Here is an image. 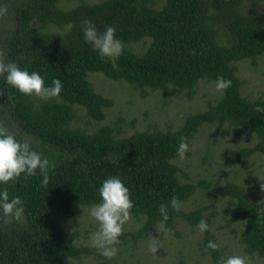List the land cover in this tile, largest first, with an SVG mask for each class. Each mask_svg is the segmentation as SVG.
Listing matches in <instances>:
<instances>
[{
	"label": "trees",
	"instance_id": "trees-1",
	"mask_svg": "<svg viewBox=\"0 0 264 264\" xmlns=\"http://www.w3.org/2000/svg\"><path fill=\"white\" fill-rule=\"evenodd\" d=\"M0 5L8 8V15L0 19V50L6 62L38 72L45 87L52 86L53 79L62 84L58 97L41 100L22 95L0 77L4 90L0 120L17 139L31 141L32 149L55 165L49 168L47 187L41 184L39 170L35 176L25 179L21 174L17 182L0 185L10 198L19 196L24 207L23 223H0V264H76L94 253L89 244L75 241L76 230L67 234L65 224L76 207L100 202L98 189L112 176L120 177L129 189L131 215L143 219L130 232L135 240L158 223L172 230L179 218L193 226L201 219L209 224L203 206L180 207L177 212L169 205L173 196L181 204L197 187L208 186L203 179L180 180L173 161L181 137L188 143L204 123L216 122L214 134L226 122L237 134L256 136L253 144L239 147L232 160L264 154V111L255 110L264 108V96L243 95L237 75L239 60L257 65L264 52V0H76L68 7L59 0H0ZM85 19L98 32L115 28L123 46L118 70L85 43ZM146 38L147 45L139 52L130 46ZM91 71L124 79L141 97L167 85L192 96L200 79L217 81L221 76L232 85L206 108L188 113L176 128L124 134L118 120L115 124L105 120L114 99L95 89L88 78ZM80 110L88 125L80 122ZM224 190L229 204L225 225L243 219L238 238L242 250L264 258V196L254 200L235 181H227ZM161 204L169 205L166 222L159 212ZM210 240L216 242L209 228L200 246L210 264H219L223 250L207 248Z\"/></svg>",
	"mask_w": 264,
	"mask_h": 264
},
{
	"label": "rangeland",
	"instance_id": "rangeland-1",
	"mask_svg": "<svg viewBox=\"0 0 264 264\" xmlns=\"http://www.w3.org/2000/svg\"><path fill=\"white\" fill-rule=\"evenodd\" d=\"M76 0H59V4L68 7ZM93 1V0H91ZM161 0H159V3ZM149 39L131 42L130 46L139 52L147 45ZM237 75L242 78L241 93L247 97L264 96V52L253 65L247 59L237 62ZM88 78L95 89L114 99L112 106L106 108L105 120L112 124L119 121L124 134L136 129L144 128H176L184 117L191 112L206 108L209 102H214L221 93L215 89L216 81L200 79L194 87L192 96L184 90L167 85L162 89L150 90L147 96L141 97L138 89L124 79L114 80L100 71H91ZM80 122L88 125V117L80 110ZM118 117H121L118 119ZM216 122L201 125L189 139V151L185 159L178 156L173 161L179 167L178 176L182 181L197 182L200 179L208 181L207 187H197L195 192L181 203L183 210L197 206L204 207V213L209 218V228L215 235L216 244L223 250V259L237 254L250 258L251 264H264V258L258 255H247L242 250V243L238 240L244 220H236L225 225L229 208L228 195L224 190L227 181L238 183L245 193L254 200H261L264 193L260 184L264 183L258 177H264V154L254 153L247 158L232 160L236 150L243 145H251L256 136L253 133H235L233 125L224 122L221 130L214 134ZM87 206L75 208L72 217L65 224L66 233L73 230L78 232L77 242L89 244V236L96 231L97 223L88 215ZM143 219L132 215V219L124 225L117 245L118 255L107 260L95 249L94 253L76 260V264H210L208 253L200 246L203 235L197 226H193L183 219L175 222L174 233L168 238L158 233V223L147 235L136 240L130 232L141 225ZM152 237L160 242V249L156 253L149 252L148 243Z\"/></svg>",
	"mask_w": 264,
	"mask_h": 264
},
{
	"label": "clouds",
	"instance_id": "clouds-1",
	"mask_svg": "<svg viewBox=\"0 0 264 264\" xmlns=\"http://www.w3.org/2000/svg\"><path fill=\"white\" fill-rule=\"evenodd\" d=\"M8 15L6 5H0V19ZM84 41L98 52L101 60L107 59L113 70H118L116 61L123 52L121 42L116 39L115 28L107 26L103 32H98L91 20L82 21ZM61 37L62 34L58 33ZM193 55L195 52L193 51ZM0 77H4L5 83L17 89L24 96H35L41 100H48L59 96L62 84L59 79H53L52 86L45 87L44 79L38 72L21 69L14 62H6V54L0 50ZM232 85V81L224 79L222 76L217 78L215 89L223 93ZM4 95V90L0 89V96ZM258 112L264 108L257 106ZM189 145L186 138L181 137V142L177 148L178 157L185 159ZM55 167L49 159L42 157L40 153L33 150L31 141L17 139L15 133L0 120V185H8L9 182L15 183L24 174L25 179L37 174L39 170L43 176L41 184L47 187L49 183V168ZM264 181V177H258ZM261 192L264 193V183L260 184ZM100 202L92 204L88 208V215L96 221L97 229L89 236V246L107 260H112L118 255L117 245L120 243V236L123 235L124 225L132 219L131 210L134 203L130 198L129 189L124 185L121 178L112 176L105 179L98 189ZM172 210L180 211V201L173 196L169 201ZM161 204L159 212L163 221L169 219L168 206ZM13 221L23 223L24 207L23 201L19 196L9 197L7 188L0 190V223L9 225ZM158 233H163L165 238L171 235L172 230L163 225L156 227ZM197 229L203 233L209 230L206 219H201L197 223ZM207 248L216 251L218 245L209 241ZM160 249V242L156 237H152L148 243V251L156 253ZM219 264H251L248 257L233 254L219 261Z\"/></svg>",
	"mask_w": 264,
	"mask_h": 264
}]
</instances>
